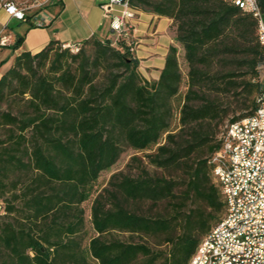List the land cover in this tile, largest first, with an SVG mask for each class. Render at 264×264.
<instances>
[{
    "label": "trees",
    "instance_id": "trees-1",
    "mask_svg": "<svg viewBox=\"0 0 264 264\" xmlns=\"http://www.w3.org/2000/svg\"><path fill=\"white\" fill-rule=\"evenodd\" d=\"M128 3L172 19L157 79L142 75L125 37L96 34L76 51L58 39L23 51L0 77V264H188L226 213L212 157L225 125L264 99L258 19L229 0ZM154 146L147 161L162 174L114 172L93 200L86 241L83 203L101 173L126 148Z\"/></svg>",
    "mask_w": 264,
    "mask_h": 264
},
{
    "label": "built area",
    "instance_id": "built-area-1",
    "mask_svg": "<svg viewBox=\"0 0 264 264\" xmlns=\"http://www.w3.org/2000/svg\"><path fill=\"white\" fill-rule=\"evenodd\" d=\"M259 22V37L264 44V13L260 0H229ZM55 0H0V12L7 18L0 20V46H11L12 19L42 26L44 14ZM115 6L120 9L115 10ZM112 14L111 26L118 37H126L132 19L136 17L128 0H110L103 5ZM114 12V13H113ZM72 51L78 44H64ZM264 98V96H263ZM259 116L232 125L228 122L220 134L221 147L213 154L214 174L221 183L226 213L222 220L200 241L188 264L196 256L205 257L210 247L217 246L216 236L224 237L220 255L212 256L211 264H264V107ZM5 203L0 199V215L5 214ZM236 237L250 239V247L236 244Z\"/></svg>",
    "mask_w": 264,
    "mask_h": 264
},
{
    "label": "crops",
    "instance_id": "crops-1",
    "mask_svg": "<svg viewBox=\"0 0 264 264\" xmlns=\"http://www.w3.org/2000/svg\"><path fill=\"white\" fill-rule=\"evenodd\" d=\"M110 0H55L44 14L42 26L26 24L21 35L24 39L19 47L14 49L16 55L23 51L35 53L48 44L51 39H58L63 44H78L85 38L96 34L102 38L114 39L115 33L111 26L112 14L106 13L103 5ZM120 6H115V10ZM5 14L4 20L7 18ZM114 13V12H113ZM172 19L167 16H159L152 12L136 9V17L132 19L127 36L135 38L134 54L142 62L143 58L149 65L158 64L155 69L149 68L147 75L150 79L158 78L164 66L165 56L171 43H174V35L165 34ZM18 35L13 36L15 42ZM167 40V42H166ZM163 58V61H162ZM2 73H0L1 77Z\"/></svg>",
    "mask_w": 264,
    "mask_h": 264
},
{
    "label": "rangeland",
    "instance_id": "rangeland-1",
    "mask_svg": "<svg viewBox=\"0 0 264 264\" xmlns=\"http://www.w3.org/2000/svg\"><path fill=\"white\" fill-rule=\"evenodd\" d=\"M4 18H5V14L3 12H0V20H4ZM26 24H27V22H25V21H18L16 19H12L9 23V26H10V29L12 30L13 34L16 36V35L22 34V31L24 30ZM29 25H31V24H29ZM164 33L165 34L167 33L169 35H174V28L172 27L171 24L169 25V27L167 28V30ZM117 39H118V36L115 34V38L112 39V41L115 43ZM129 41L131 42V45L134 47L136 44L135 43L136 39L130 38ZM166 42H167V40H166ZM81 43L82 42H80V44ZM132 50L134 52V48H132ZM183 51L184 50H183L182 46L179 45V61H180V65H181L183 75H184L183 84L181 86V94H183L186 91L187 81H188V77H187L188 64H187V62L183 56ZM15 57H16V53H15L13 47H11V46H0V73L3 74L8 68H10L12 66V64L14 63ZM162 61H163V58H162ZM158 67H159L158 64L149 65L148 62L145 61V58H143V61L139 62L138 69L141 73H144L147 75L146 71H148L149 68H153V69H155V71H153V72H155L153 74V76H154L157 73L156 69H158ZM261 71H262V75L264 76V66L261 68ZM154 79H157V78H153L151 76L149 80H154ZM226 122H227V119L224 121L223 124L220 125V129L223 128V126ZM177 124H178V117L176 114L175 118L173 119V126L176 128ZM155 147L156 146L152 147V149H148L145 151H137L131 147H128L122 153V155L120 156L118 161L110 169L105 170L101 173L98 181L95 184V189H94L93 194L90 196V198L88 200H86L83 203V206L85 208V216H86V226H85L86 231H87V240L86 241H88L90 236L96 234L94 229H93L92 222H91V207L93 204V200H94L95 196L100 191H103V189L108 186V181L114 172L124 171L125 173H129L131 175H136L139 171V167H141V165H144L145 168H147L151 173L162 174L163 171L161 169L155 168L153 165H151L147 161L146 154L148 152L153 151L155 149ZM134 155H138L139 157H141L143 162L141 163V161L139 159L138 160H132V157ZM6 196H8V195H6ZM141 209L144 212H149V211H151V204L149 202L142 203ZM2 216H4V214ZM120 236L123 239L141 240V238H139L137 236L133 238L127 233L121 234ZM150 242H151V244L155 250L156 249H162V247L163 248L166 247V245H163V246L162 245H156V244H154L153 241H150ZM92 264H98V263L93 261Z\"/></svg>",
    "mask_w": 264,
    "mask_h": 264
},
{
    "label": "bare ground",
    "instance_id": "bare-ground-1",
    "mask_svg": "<svg viewBox=\"0 0 264 264\" xmlns=\"http://www.w3.org/2000/svg\"><path fill=\"white\" fill-rule=\"evenodd\" d=\"M258 107H264V99L261 100V103H259ZM256 116H259V108H256L253 114L239 118L238 120L232 121L231 124L240 125L241 123H244L245 121L254 119ZM216 244L217 246L210 247V253H205L204 258L203 256H196V258L193 260V264H211L212 256L220 255L219 246H224V237L216 236ZM236 244H242V247H250V239H243V237H236Z\"/></svg>",
    "mask_w": 264,
    "mask_h": 264
}]
</instances>
